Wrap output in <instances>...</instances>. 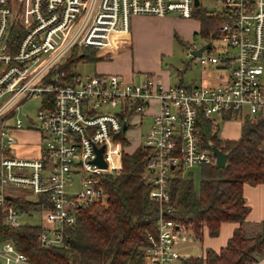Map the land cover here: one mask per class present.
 Wrapping results in <instances>:
<instances>
[{"label":"built area","instance_id":"built-area-1","mask_svg":"<svg viewBox=\"0 0 264 264\" xmlns=\"http://www.w3.org/2000/svg\"><path fill=\"white\" fill-rule=\"evenodd\" d=\"M213 2L215 9L206 10L220 22L196 58L225 72L224 77L210 84L163 87L148 75L139 83L104 74L62 84L60 68L75 49L107 55L119 39L129 37L135 16L190 19L195 8H203L199 0L197 5L194 0H19L13 10L11 0H0V209L8 228L39 212L40 246L68 248L67 230L81 208L103 202V180L121 171L123 147L116 140L124 137L130 145V132L145 125L143 143L136 146L147 151L143 178L157 215L155 231L146 235L143 264L190 257L177 247L198 238L174 217L169 181L195 166H216L213 146L207 149L198 135L199 116L217 123L264 114V4ZM13 24L23 33L10 51ZM31 99L39 107L25 125L19 111ZM19 130L39 134L38 158L16 154L13 133ZM101 147L105 167L95 162ZM18 199L32 204L42 199V206L25 211L12 203ZM0 264L29 263L4 241Z\"/></svg>","mask_w":264,"mask_h":264},{"label":"trees","instance_id":"trees-1","mask_svg":"<svg viewBox=\"0 0 264 264\" xmlns=\"http://www.w3.org/2000/svg\"><path fill=\"white\" fill-rule=\"evenodd\" d=\"M193 17L200 24L198 34L204 39H212L213 28L220 20L204 8H195ZM22 33L19 25L11 26L10 51H14ZM82 59L95 62L101 58L90 50H73L60 68L63 72L60 83H74L79 78L72 68ZM177 76H181L179 71ZM198 132L207 149L213 146L225 154V165L222 168L199 166L201 176L197 192L191 173L172 177L169 195L174 205L173 215L189 226L199 241L203 230L209 237H216L222 223H236L238 227L218 251L207 248L202 256L181 258L179 264H254L264 256V220L254 233L246 232L248 208L242 187L243 184H264V151L260 149L264 143V114L245 117L236 140L221 139L218 123L202 115L198 119ZM116 142L123 147L121 171L103 180L106 194L103 202L81 208L74 225L67 230L68 248H42L37 241L42 231L40 225L25 223L15 229L8 228L3 223L1 209L0 243L10 241L29 264H143L146 235L155 231L157 215V206L148 199L149 187L143 178L147 151L142 146L131 148L124 137ZM12 203L25 211L39 210L42 199L38 204L24 199Z\"/></svg>","mask_w":264,"mask_h":264},{"label":"crops","instance_id":"crops-1","mask_svg":"<svg viewBox=\"0 0 264 264\" xmlns=\"http://www.w3.org/2000/svg\"><path fill=\"white\" fill-rule=\"evenodd\" d=\"M264 4V0H260ZM179 25V36L187 45L185 49L191 48L192 36L199 33L200 24L194 17L190 19H178L174 15L166 17L153 16H135L131 20V33L128 38H121L116 42L115 47L107 53V55H97L101 59L95 62H87L82 59V62L90 63L93 67L94 75H117L127 81L139 79L143 81L145 76H153L163 86H171L175 84H199L217 81L224 77L225 72L215 70L209 66L202 70L198 80H192L189 83H183V79L177 76V70L172 72L161 62V54L167 53V50H162L163 45L157 46L156 43H151L148 37H142L144 31L150 26L160 28L166 33V40L171 38V32ZM137 38L146 39L144 44L142 41L136 44ZM190 44V45H189ZM193 46V45H192ZM192 50H197L193 49ZM191 50V51H192ZM196 58V57H195ZM154 108V104H153ZM222 127L219 132V137L225 140H236L240 136V127L242 122L236 120H221ZM16 139L15 152L18 156L35 159L40 155V136L38 133L29 130H19L13 133ZM261 150L264 151V143L261 145ZM242 195L245 205L248 208V213L245 218V229L247 233H254L257 230V225L264 220V184L248 185L243 184ZM238 227L236 223H222L219 227V232L216 237H209L206 230L202 231L201 250L209 248L218 251L224 247L231 237L233 231ZM196 256V257H200ZM193 257V256H191ZM254 264H264V256L259 257Z\"/></svg>","mask_w":264,"mask_h":264},{"label":"rangeland","instance_id":"rangeland-1","mask_svg":"<svg viewBox=\"0 0 264 264\" xmlns=\"http://www.w3.org/2000/svg\"><path fill=\"white\" fill-rule=\"evenodd\" d=\"M19 0H11V8L16 9V6L18 4ZM201 7L207 9V10H214V2L213 0H199ZM179 20L181 18H178ZM217 25L213 28H215ZM179 25L177 24V27L173 29L171 32V38L166 40V33L162 32L160 28L156 29L153 27H148L142 37H148L149 41L151 43H156L157 46L163 45L162 50H167V53L169 51V54H165L162 52L161 54V62L165 67L168 69H171L172 72H175L176 70L180 72V75L183 79V83H189L192 80H198L199 76L202 74V70L206 69L208 66H202L199 64L197 58L192 57L189 53L193 49H199L203 45H205L206 39L202 38L199 34H195L192 36V41L190 45L191 48L185 49L182 44H185L181 37L179 36ZM131 33V29H130ZM142 41L144 44L146 43V39L144 38H137L136 44H139V42ZM75 73L79 76V78H87L94 75L93 67L90 63L79 61L77 62L74 67L72 68ZM260 81L264 84V70L263 74L260 78ZM135 83H139V79L134 80ZM39 107V101L36 99H31L28 102H26L23 106H21L19 111V116L21 119H24L26 117L34 119L35 112ZM146 122V121H145ZM239 122V120H238ZM25 125L26 122L24 121ZM142 126V125H141ZM222 122L218 123V134L221 130ZM146 128L145 125H143L141 128L137 127L135 130H132L130 132V138L131 143L130 147H134L138 143H143L142 136L145 134ZM219 136V135H218ZM16 145V143H15ZM261 149V147H260ZM14 154V152H12ZM191 173V179L193 183L194 191L197 192L199 188V181L201 176V168L198 166H195L193 168L188 169L186 172ZM18 193L21 195H30V192L25 189H18ZM23 222L33 225H42V217L41 214L38 213H31L30 216H23L22 219ZM180 254L183 256H200L202 254L201 250V244L199 242H185L181 243L177 247ZM188 258V257H187ZM180 260H176L171 262L170 264H179Z\"/></svg>","mask_w":264,"mask_h":264},{"label":"water","instance_id":"water-1","mask_svg":"<svg viewBox=\"0 0 264 264\" xmlns=\"http://www.w3.org/2000/svg\"><path fill=\"white\" fill-rule=\"evenodd\" d=\"M194 5H197V0H194ZM206 47H207V45H203L202 47H200L197 50L190 51L189 54L192 57H198L205 50ZM211 150L216 157V166L219 168L224 167L225 161H226L225 154L221 150L217 149L216 147H212ZM101 152H102V147L96 149V155L97 156H96L95 162H97L99 164V166L105 167V163L103 162V160L101 158Z\"/></svg>","mask_w":264,"mask_h":264}]
</instances>
